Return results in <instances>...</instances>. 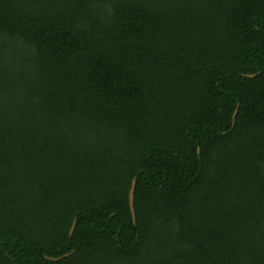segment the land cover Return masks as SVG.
I'll return each instance as SVG.
<instances>
[{
	"label": "trees",
	"instance_id": "trees-1",
	"mask_svg": "<svg viewBox=\"0 0 264 264\" xmlns=\"http://www.w3.org/2000/svg\"><path fill=\"white\" fill-rule=\"evenodd\" d=\"M0 264H264V0H0Z\"/></svg>",
	"mask_w": 264,
	"mask_h": 264
},
{
	"label": "water",
	"instance_id": "water-1",
	"mask_svg": "<svg viewBox=\"0 0 264 264\" xmlns=\"http://www.w3.org/2000/svg\"><path fill=\"white\" fill-rule=\"evenodd\" d=\"M237 113V112H236ZM236 113L234 115V118L236 116ZM135 189H136V180L133 181L132 183V187H131V190H130V194H129V202H130V208H131V212H132V216H133V219H134V222H136V214H135V208H134V199H135ZM75 227H76V221L74 222L73 226H72V229H71V232L70 234L72 235L75 231ZM68 256L70 255H65L63 256L62 258H67ZM62 258H58V259H54V258H49L51 261H59L61 260Z\"/></svg>",
	"mask_w": 264,
	"mask_h": 264
}]
</instances>
